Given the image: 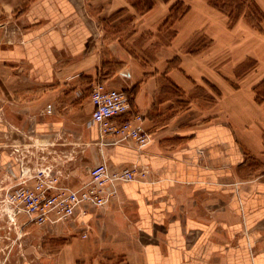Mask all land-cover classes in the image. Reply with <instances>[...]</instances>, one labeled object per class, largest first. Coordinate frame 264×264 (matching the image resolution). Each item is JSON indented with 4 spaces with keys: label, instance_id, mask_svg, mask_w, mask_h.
Wrapping results in <instances>:
<instances>
[{
    "label": "crops",
    "instance_id": "crops-1",
    "mask_svg": "<svg viewBox=\"0 0 264 264\" xmlns=\"http://www.w3.org/2000/svg\"><path fill=\"white\" fill-rule=\"evenodd\" d=\"M141 5L0 0L1 75L17 107L50 110L37 130L70 132L91 166L101 146L110 170L150 168L146 181L117 184L120 200L77 210L74 236L64 232L61 246L48 241L36 256L40 264H264V27L230 24L209 0ZM179 5L186 10L173 18ZM97 80L125 90L144 115L145 148L100 141L90 101Z\"/></svg>",
    "mask_w": 264,
    "mask_h": 264
},
{
    "label": "rangeland",
    "instance_id": "rangeland-1",
    "mask_svg": "<svg viewBox=\"0 0 264 264\" xmlns=\"http://www.w3.org/2000/svg\"><path fill=\"white\" fill-rule=\"evenodd\" d=\"M148 1L140 0L141 6ZM209 1L214 10L226 15L230 24L243 20L256 29L264 27V0ZM185 10L183 5H179L173 18L178 17ZM172 33L168 25L160 35L162 42L167 43ZM3 42L0 29V49ZM153 46L154 49L160 46L159 41H154ZM1 74L0 60V264H40L36 251L41 249L42 244L46 246L45 250L49 242H55L58 248L64 241V232H68L67 237L74 236V233L67 230L70 228L68 225V228H62L61 225L56 226V229L53 228V235L52 233L47 235L35 233L34 224H28L27 216L23 214H20L15 221L11 220L10 208L7 205L10 194L18 189L33 186L34 176L40 168L45 166H51L53 170L60 171L63 181L75 186L87 175L89 169L93 167L90 164L96 160L93 156L91 157V154L86 157L85 152L82 154L83 158L78 157L81 146L73 140L70 132L52 135L40 133L36 122L47 116L50 110L34 114L30 102L21 103V106L17 107L18 99L8 89L7 80ZM27 98L30 99L27 101H31L32 96ZM213 99H215L214 95H212ZM17 121L19 125L16 124ZM102 155L100 146L101 162L107 161ZM136 166L148 167L150 170L148 164L141 162L126 168ZM115 199L120 200V196L118 195ZM205 215L209 216L207 213ZM39 236L43 238L37 239ZM52 236L57 237V240L50 239Z\"/></svg>",
    "mask_w": 264,
    "mask_h": 264
},
{
    "label": "built area",
    "instance_id": "built-area-1",
    "mask_svg": "<svg viewBox=\"0 0 264 264\" xmlns=\"http://www.w3.org/2000/svg\"><path fill=\"white\" fill-rule=\"evenodd\" d=\"M90 101L93 105L91 117L98 125L101 142L109 140L111 145L132 143L143 149L152 141V133L144 126V115L131 110L130 96L125 90L97 80L92 85ZM149 173L148 167L141 166L110 170L109 163L104 160L89 169L88 180H80L72 186L63 181L60 171L51 166L42 167L34 176L33 186L10 194L7 205L11 220L15 221L23 214L27 216L28 224L75 223L77 210L85 214L86 205L106 208L118 196V183L146 181ZM261 178L264 180V173ZM87 237L85 230L82 238Z\"/></svg>",
    "mask_w": 264,
    "mask_h": 264
}]
</instances>
